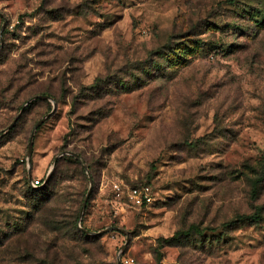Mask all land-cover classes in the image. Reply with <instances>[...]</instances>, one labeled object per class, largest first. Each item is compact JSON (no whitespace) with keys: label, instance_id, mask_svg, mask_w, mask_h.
Instances as JSON below:
<instances>
[{"label":"rangeland","instance_id":"obj_1","mask_svg":"<svg viewBox=\"0 0 264 264\" xmlns=\"http://www.w3.org/2000/svg\"><path fill=\"white\" fill-rule=\"evenodd\" d=\"M4 22L0 264H264V0H0Z\"/></svg>","mask_w":264,"mask_h":264},{"label":"water","instance_id":"obj_2","mask_svg":"<svg viewBox=\"0 0 264 264\" xmlns=\"http://www.w3.org/2000/svg\"><path fill=\"white\" fill-rule=\"evenodd\" d=\"M5 22L2 24V26H1V31H0V36H1V34H2V31L4 30V28H5ZM2 43H3V40H2V38H0V45H2ZM37 98H42V99H49L47 96H39V97H33L32 99H30L28 102H31V101H33V100H35V99H37ZM23 111H24V108H22V110L20 111V113H19V115L11 122V124L4 130V131H8L10 128H12L14 125H15V123L17 122V120H18V118L20 117V115L23 113ZM54 111H55V104L53 105V108H52V110H51V112L50 113H48V114H46L41 120H39L36 124H35V126L33 127V129H32V132H31V134H30V138H29V142H28V160H30V156H31V153H32V144H33V138H34V133H35V131H36V129L38 128V127H40L53 113H54ZM70 155H72V156H74V158H76L78 161H79V157L78 156H76V155H73V154H70ZM55 164H56V160H55V162H54V164H53V166H52V170L54 169V166H55ZM83 167H84V169H86V167L83 165ZM46 183V182H45ZM87 198H88V196H86V198H85V200H84V202H83V204H82V208H81V214H82V211H83V209H84V207H85V204H86V201H87ZM82 230V232H84V233H89V232H87L86 230H84V229H81ZM124 250H125V246L121 249V252H120V254H119V256H118V258H117V264H120V259L122 258V255H123V253H124Z\"/></svg>","mask_w":264,"mask_h":264},{"label":"built area","instance_id":"obj_3","mask_svg":"<svg viewBox=\"0 0 264 264\" xmlns=\"http://www.w3.org/2000/svg\"><path fill=\"white\" fill-rule=\"evenodd\" d=\"M115 191L119 192L120 187L114 185ZM127 196L135 206L149 205L152 201V198L145 192L137 189H128ZM120 264H134L132 259L121 258Z\"/></svg>","mask_w":264,"mask_h":264},{"label":"trees","instance_id":"obj_4","mask_svg":"<svg viewBox=\"0 0 264 264\" xmlns=\"http://www.w3.org/2000/svg\"><path fill=\"white\" fill-rule=\"evenodd\" d=\"M67 159H68V160H73L75 163H77L76 160H74V159L71 158V157H68ZM55 165H56V164H55ZM54 168H55V166H54ZM128 189H137V190L143 191V189H139V188H136V187H132V188L127 187L126 190H125V192H124V195H125L126 197H128V196H127V190H128ZM28 190H29L32 194L38 192V191H36V190H33L30 186H28ZM120 191H121V190H120ZM131 203H132V202H131ZM132 205H133V203H132ZM134 206H135V205H134ZM142 206H143V205H142ZM137 207H141V206H137ZM255 218H256V220H259V218H258L257 216H255ZM255 218H254V219H255ZM256 220H254V221H256ZM81 234H82L83 237H86V234H85L84 232H82ZM122 258H124V257H122ZM134 264H136V263L134 262Z\"/></svg>","mask_w":264,"mask_h":264}]
</instances>
